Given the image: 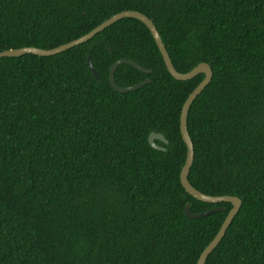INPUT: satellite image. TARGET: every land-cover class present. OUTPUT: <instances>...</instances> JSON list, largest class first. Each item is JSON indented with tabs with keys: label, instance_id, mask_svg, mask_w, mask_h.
Returning a JSON list of instances; mask_svg holds the SVG:
<instances>
[{
	"label": "trees",
	"instance_id": "trees-1",
	"mask_svg": "<svg viewBox=\"0 0 264 264\" xmlns=\"http://www.w3.org/2000/svg\"><path fill=\"white\" fill-rule=\"evenodd\" d=\"M122 11L152 20L177 72L213 73L187 114V179L242 206L206 264H264V0H0V52L58 47ZM120 59L151 72L120 65L119 87L149 83L116 92ZM203 78H172L130 18L54 56L0 58V264H197L232 209L180 183V113ZM187 204L225 211L191 219Z\"/></svg>",
	"mask_w": 264,
	"mask_h": 264
},
{
	"label": "water",
	"instance_id": "water-1",
	"mask_svg": "<svg viewBox=\"0 0 264 264\" xmlns=\"http://www.w3.org/2000/svg\"><path fill=\"white\" fill-rule=\"evenodd\" d=\"M124 18L135 19L147 27V29L149 30V32H150V34H151V36L155 42V45L157 46V48H158V50L162 56L165 67H166L168 73L171 75L172 78H174L177 81H188V80H191L200 74L204 75V78L202 79V81L195 87V89L186 98L185 102L183 103L181 113H180L179 130H180V134H181V138L183 140V143L186 146V159H185L184 165L182 166L181 171H180V183H181L183 189L185 190V192L187 194H189L191 197H194L195 199H197L201 202L209 203V204H219V203H230V204H232V209L228 213V215H227L222 227L220 228L218 234L215 236L213 241L206 247V249L202 252V254L200 255L199 260L197 262V264H206L208 257L213 253V251L221 243V241L223 240V238L225 237V235L227 233V230L229 229L230 225L232 224L233 220L235 219V217L239 213L241 206H242V200L238 197L227 196V195L226 196H211V195L204 194V193L200 192L199 190H197L196 188L192 187L190 185V183L188 182V179H187L190 167H191V165L193 163V159H194L193 144H192L190 137L188 135V132H187V125H186L187 114H188L189 108L192 105L193 101L201 94V92L205 89V87L211 82V79L213 76L211 67L206 63H199L197 66H195L193 69H191L187 73L177 72L172 65L170 57H169V55L165 49V46L163 45V43L161 41L160 35H159L156 27L154 26L152 20H150L145 15H143L137 11H122L120 13H117V14L111 16L110 18H108L107 20H105L104 22H102L101 24H99L98 26H96L94 29H92L91 31H89L85 35H83V36H81V37H79L73 41H70L66 44L60 45L58 47H55L52 49H38V48H34V47H23V48H19V49H10V50L0 52V58H4V57H15L16 58V57H20V56L27 55V54L36 55L39 57L54 56V55H57L59 53L65 52L69 49H72L76 46H79L81 44L86 43L87 41L92 39L95 35L102 32L104 29L110 27L111 25H113L117 21L124 19ZM87 64H88L93 76L97 79V81H99L91 63L89 61H87ZM124 64L129 65V66H131V67H133V68H135V69H137L143 73L149 74L151 72L150 70H146V69L142 68L141 66L137 65L135 62H133L131 60L120 59V60L116 61L111 66V69L109 72V83H110L111 87L116 92L127 93V92H131V91H135V90L140 89L141 87H143L144 85L149 83V80L146 79V80L142 81L141 83L130 86V87H119L115 83L114 74H115L116 69L120 65H124ZM147 141H148V144L150 145V147L152 149L157 150V151H165L164 147H161V146L156 144V141L163 143V144H167V140L165 139V137L162 134L151 132L148 135ZM222 211H225L224 207H216V208L210 209L204 213L193 214L191 212V206L190 205L187 204V205H185V208H184V214H186V216L188 218H191V219L203 218V217L209 216L211 214L222 212Z\"/></svg>",
	"mask_w": 264,
	"mask_h": 264
}]
</instances>
